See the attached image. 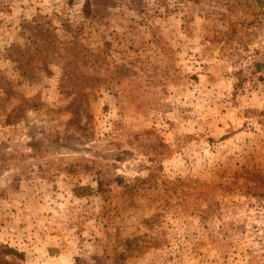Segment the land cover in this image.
I'll return each mask as SVG.
<instances>
[{"label": "rangeland", "instance_id": "rangeland-1", "mask_svg": "<svg viewBox=\"0 0 264 264\" xmlns=\"http://www.w3.org/2000/svg\"><path fill=\"white\" fill-rule=\"evenodd\" d=\"M1 243L264 264V0H0Z\"/></svg>", "mask_w": 264, "mask_h": 264}, {"label": "trees", "instance_id": "trees-1", "mask_svg": "<svg viewBox=\"0 0 264 264\" xmlns=\"http://www.w3.org/2000/svg\"><path fill=\"white\" fill-rule=\"evenodd\" d=\"M23 260V252L7 244H0V264H21Z\"/></svg>", "mask_w": 264, "mask_h": 264}]
</instances>
